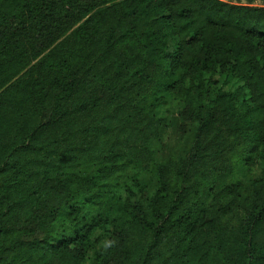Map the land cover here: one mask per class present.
<instances>
[{"label": "trees", "instance_id": "trees-1", "mask_svg": "<svg viewBox=\"0 0 264 264\" xmlns=\"http://www.w3.org/2000/svg\"><path fill=\"white\" fill-rule=\"evenodd\" d=\"M0 264H264V0H0Z\"/></svg>", "mask_w": 264, "mask_h": 264}, {"label": "rangeland", "instance_id": "rangeland-1", "mask_svg": "<svg viewBox=\"0 0 264 264\" xmlns=\"http://www.w3.org/2000/svg\"><path fill=\"white\" fill-rule=\"evenodd\" d=\"M261 4L260 1L253 2V5L259 6ZM171 112V111H170ZM180 134L176 129H169L167 130L163 137L161 144L159 145V151L162 153H165L166 155L173 154L178 148L181 147L182 141H181Z\"/></svg>", "mask_w": 264, "mask_h": 264}]
</instances>
